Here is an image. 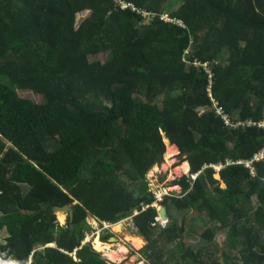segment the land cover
I'll list each match as a JSON object with an SVG mask.
<instances>
[{
    "label": "trees",
    "instance_id": "trees-1",
    "mask_svg": "<svg viewBox=\"0 0 264 264\" xmlns=\"http://www.w3.org/2000/svg\"><path fill=\"white\" fill-rule=\"evenodd\" d=\"M124 1L155 15L116 0H0V255L110 264L98 238L84 243L93 217L131 222L151 264H264V160L255 176L224 165L264 146L246 126L264 119V0ZM167 150L190 170L161 227L148 174ZM65 205L62 226L50 208ZM175 208L192 214L180 224ZM201 211L209 226L188 230ZM219 231L224 249L190 247L189 234L213 244Z\"/></svg>",
    "mask_w": 264,
    "mask_h": 264
},
{
    "label": "rangeland",
    "instance_id": "rangeland-1",
    "mask_svg": "<svg viewBox=\"0 0 264 264\" xmlns=\"http://www.w3.org/2000/svg\"><path fill=\"white\" fill-rule=\"evenodd\" d=\"M169 8L172 10H175V5L171 4L169 5ZM87 15V12L80 13L77 15V22H81L83 18ZM169 17V15H168ZM37 99V97L35 96ZM159 101H163V96L159 98ZM168 140V139H166ZM166 141L168 148L170 144ZM168 149V150H169ZM167 150V154L165 156L164 161L156 165L148 174L149 181L151 183V193L159 194L162 189L165 188H171L172 194H181V187L180 186H174V182L178 180L179 178L185 176L188 174V169L190 168L187 162H184V157L182 155H179V152L175 154L173 157L170 156L169 152ZM170 151V150H169ZM233 160H228L227 163L232 162ZM187 164V167L185 166ZM179 165V166H178ZM179 169V170H178ZM218 169V168H216ZM219 170V169H218ZM216 179L219 178V176H215ZM223 187H225V184H222ZM24 190H27V185L23 184ZM163 196V195H162ZM157 199H159V196L157 195ZM257 205V201L254 200V206ZM162 209V208H161ZM160 209V210H161ZM173 216L177 218V221L181 224V222L184 221L186 217H188L190 214H192L190 209H173L172 211ZM58 222L64 226L67 222L68 215H63V220L60 219L61 216L58 214L56 215ZM207 215L205 212L201 211L200 214H194L192 217V220H190L188 224V230L195 231V230H205L209 226V222L207 220ZM88 222L91 224V226L96 228L99 232L94 233L90 232L89 235L85 238L86 243L91 242L93 244V241L95 238L100 239L101 241V235L104 233V231H100L101 222L97 221L95 218L89 217ZM125 222V221H124ZM119 222L115 225V229L113 233H115V236L113 238H117L118 240H115L111 238L107 242H103L106 244H109L112 246L113 252L116 251L118 254V257L116 256L115 260H113L110 256H107L104 251H98L99 249H96L94 244L93 247L97 252H100L105 256L110 264H151V261L147 259L145 254L142 252V250L146 247L147 242L143 247L139 248L135 245L133 239L137 236L133 230L131 222ZM220 223H216V225H219ZM192 237L190 244V247L194 251H200L205 248L212 249L213 247L216 248L218 246H221L224 249L226 240H227V232L219 231L218 234H216L215 241L213 244H210L209 242H203V241H196V237H194V233L189 234ZM102 242V241H101ZM95 243V241H94ZM107 250V248H106ZM223 251V250H222ZM224 252V251H223ZM119 259V260H118Z\"/></svg>",
    "mask_w": 264,
    "mask_h": 264
},
{
    "label": "clouds",
    "instance_id": "clouds-1",
    "mask_svg": "<svg viewBox=\"0 0 264 264\" xmlns=\"http://www.w3.org/2000/svg\"><path fill=\"white\" fill-rule=\"evenodd\" d=\"M122 3L123 4H125V5H127V7L126 8H132V9H134L135 11H137V12H139V13H141V14H143L144 16H153V15H155V13H149V12H145V11H142V10H140V9H138V8H136L133 4H129V3H127V2H125L124 0H122ZM126 8H122V9H126ZM164 20H167V21H170V18L168 17V15L167 16H164ZM257 128V127H256ZM259 129H261V128H259ZM264 130V129H263ZM169 140V139H168ZM170 144H171V141H170ZM264 147V146H263ZM263 147L261 148V150L263 149ZM261 150L258 152V153H256L251 159H249V160H239V161H236V162H234V161H232V162H229V163H227V164H224L226 167H228L229 165H233V164H240V165H243L244 167H246L247 169H249L250 170V173H251V175L252 176H255V163L256 162H260V161H263L264 160V158L263 159H261V160H256L255 159V157H256V155H258L260 152H261ZM251 162V164L249 165V163ZM189 164V163H188ZM219 167V166H218ZM216 168V167H215ZM216 170H218V169H216ZM222 170V169H221ZM221 170H218L219 172L221 171ZM189 173V172H188ZM215 176H219V180L220 181H222V179H221V175H220V173H218V174H216ZM192 178L193 179H195L196 178V175H193L192 176ZM223 184H225V183H223ZM226 185V184H225ZM176 186H179V185H176ZM181 187V186H180ZM226 187V186H225ZM165 189H167L168 191H169V195H164V197H163V200H160V199H157V195L158 194H155V197H156V200H155V203L153 204V206H155L157 209H158V211H159V215L157 216V218H156V222L155 223H153V225L154 226H161V227H167L171 222H172V218H170L169 216H168V212H167V208L165 207V206H163V203H164V201H165V197L166 196H171V197H173V198H183L184 196L186 197L187 195H188V193H184V191L182 190L181 191V194L180 195H177V197L176 196H173V194L171 193V188H165ZM181 189H182V187H181ZM162 191H163V194H164V189H162ZM162 191H160V193H162ZM151 206V205H150ZM150 206H147V207H145V209H147V208H149ZM162 208V209H161ZM161 209V210H160ZM163 209H166V213H167V218H164L163 217V215H162V210ZM138 214H140V211L138 210V212H137V215ZM69 216V215H68ZM93 218V217H92ZM97 220V219H96ZM97 221H99V220H97ZM99 222H101V221H99ZM122 222V221H121ZM90 224V223H89ZM91 225V224H90ZM101 226H103V227H101ZM101 226H100V231H106V229H113V227L115 226V225H112V224H110V223H108V222H101ZM133 226V225H132ZM93 228V227H92ZM135 231H137V228L135 229ZM92 232H94V233H97V232H99L95 227L93 228V231ZM89 235V234H88ZM87 235V236H88ZM113 238V237H112ZM85 241V240H84ZM84 243H86V242H84ZM90 243V242H89Z\"/></svg>",
    "mask_w": 264,
    "mask_h": 264
},
{
    "label": "built area",
    "instance_id": "built-area-1",
    "mask_svg": "<svg viewBox=\"0 0 264 264\" xmlns=\"http://www.w3.org/2000/svg\"><path fill=\"white\" fill-rule=\"evenodd\" d=\"M116 2L122 8H126L127 7V5H125V4L122 3V0H116ZM206 66L207 65H204V68H206ZM207 72L209 73L210 82H212V76H213V74L210 72V70H207ZM208 91H209L210 95H212L210 88L208 89ZM213 102H214V105H215L214 109L216 110V112H218L219 115L223 116L228 121V123H231L230 117L226 114L225 109L221 108L218 102H215L214 100H213ZM246 126L248 128L257 127V128L264 129V119L263 120H260V121H249V122L246 123ZM263 158H264V147L261 150V152L258 155H256L255 159L256 160H261ZM250 164H251V162L249 163V165ZM223 167H224V165H221V166L216 167V168H218L219 170H221ZM164 195H169V191L167 189H164V194H163V191H162V193H159L158 194L159 199L160 200H163ZM0 264H15V263L12 261L11 258L4 259L0 255ZM27 264H32V260L28 261Z\"/></svg>",
    "mask_w": 264,
    "mask_h": 264
},
{
    "label": "water",
    "instance_id": "water-1",
    "mask_svg": "<svg viewBox=\"0 0 264 264\" xmlns=\"http://www.w3.org/2000/svg\"><path fill=\"white\" fill-rule=\"evenodd\" d=\"M189 170H190V168L188 169V172H189ZM50 209L53 210L56 215L57 214L58 215H60V214L69 215L71 219L73 218L74 209H73L72 205H65L63 207L52 206ZM162 215H163L164 218H167L166 209L162 210ZM113 239L117 240L116 237L113 238ZM51 246H55V245H51Z\"/></svg>",
    "mask_w": 264,
    "mask_h": 264
},
{
    "label": "bare ground",
    "instance_id": "bare-ground-1",
    "mask_svg": "<svg viewBox=\"0 0 264 264\" xmlns=\"http://www.w3.org/2000/svg\"><path fill=\"white\" fill-rule=\"evenodd\" d=\"M185 166L187 167V164H185ZM179 170V169H178ZM59 216H61L60 217V219L61 220H63V214H60ZM139 246H142V241L140 240L138 243H137ZM138 246V247H139ZM95 248L96 249H99V250H106V248H107V254H108V256H110L113 260H115V258H116V254H115V252H111V246H106V245H104V244H101L99 241H97L96 243H95ZM140 248V247H139ZM118 257V256H117ZM119 258V257H118ZM119 260V259H118Z\"/></svg>",
    "mask_w": 264,
    "mask_h": 264
},
{
    "label": "crops",
    "instance_id": "crops-1",
    "mask_svg": "<svg viewBox=\"0 0 264 264\" xmlns=\"http://www.w3.org/2000/svg\"><path fill=\"white\" fill-rule=\"evenodd\" d=\"M188 165H189V164H188ZM122 222H124V221H122ZM124 223H125V222H124ZM114 229H115V226L113 227L112 231H114ZM134 235H136V234H134ZM136 236H137V237L133 239L135 245L138 247L139 245H138L137 243L141 240V241H142V246H139V247H140V248L143 247V245H145V243H146V240H145L144 238L138 236V235H136ZM117 240H118V239H117ZM97 241H99L101 244H104V245H106V246H107V245H108V246H111V245H109V244H106V243L101 242L100 239L96 240L95 243H96ZM95 243H94V246H95ZM101 251H104L105 254L108 256V254H107V250H101ZM111 252H113V250H112V246H111ZM114 252H115V254L118 256L119 253H117L116 251H114Z\"/></svg>",
    "mask_w": 264,
    "mask_h": 264
}]
</instances>
